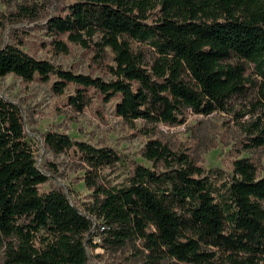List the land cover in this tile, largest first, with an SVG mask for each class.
Returning a JSON list of instances; mask_svg holds the SVG:
<instances>
[{"label": "trees", "instance_id": "trees-1", "mask_svg": "<svg viewBox=\"0 0 264 264\" xmlns=\"http://www.w3.org/2000/svg\"><path fill=\"white\" fill-rule=\"evenodd\" d=\"M46 27L61 53L68 52L63 36L81 48L92 44L99 60L108 50L112 79L74 75L16 46L0 49V79L53 78L57 95L74 86L67 103L78 111L92 89L104 102L118 99L114 114L123 121L166 126L182 124L188 113L232 112L229 102L251 91L255 102L233 117L244 135L242 151L264 146V0H73ZM130 41L153 49L148 68ZM44 143L55 155L79 154L91 201L80 210L60 190L39 193L48 178L24 140L18 108L0 98L2 264H90L88 248L129 243L141 264H264V178L250 158L233 160L224 178L149 140L141 156L151 169L134 165L125 186L107 187L96 183L97 172L120 161L115 151L58 134Z\"/></svg>", "mask_w": 264, "mask_h": 264}, {"label": "rangeland", "instance_id": "rangeland-1", "mask_svg": "<svg viewBox=\"0 0 264 264\" xmlns=\"http://www.w3.org/2000/svg\"><path fill=\"white\" fill-rule=\"evenodd\" d=\"M73 0H0V49L16 46L22 52L37 60H45L56 68L109 81L112 76L107 66L114 67L112 55L105 50L101 60L90 48H81L68 43L65 36L58 37L68 48L61 53L53 46V38L46 27L51 18L63 16ZM97 42V39H94ZM134 54L148 68L156 54L148 44L130 41ZM54 82L42 84L37 80L23 83L13 75L0 79V98L14 104L21 117L24 140L31 148L36 167L45 174L48 181L39 186V193L52 190L62 191L69 202L82 210V205L91 201V191L84 183L89 170L79 154L65 150L59 155L52 153L45 145L46 135H65L72 142L87 144L93 148H109L120 156L113 166L97 172L96 183L107 187H121L134 165L151 169V164L141 156V150L149 140H158L176 154L185 153L206 170L218 169L221 175L231 176V162L236 158H250L256 162L260 178H264V146L252 152L241 150L244 135L233 117V112L255 102L251 91L241 98H233L228 107L232 112H215L208 116L188 113L185 121L176 126L148 124L138 119L125 122L115 116L117 100L104 102L99 93L89 90L83 108L78 111L67 103L68 96H74L76 88L68 86L63 94L57 95L51 89ZM247 117L243 118V123ZM140 249L139 244H135ZM95 252L97 264H141L142 256L135 252L131 243L119 250ZM94 254V251L92 252ZM3 253L0 251V264Z\"/></svg>", "mask_w": 264, "mask_h": 264}, {"label": "built area", "instance_id": "built-area-1", "mask_svg": "<svg viewBox=\"0 0 264 264\" xmlns=\"http://www.w3.org/2000/svg\"><path fill=\"white\" fill-rule=\"evenodd\" d=\"M93 228H94V226H93ZM92 228V229H93ZM101 230H103V228L101 227L100 228ZM100 243V239H99V237H97V236H93L92 237V244H94V245H96V244H99ZM99 249H101L100 247H96V248H88L87 249V255H88V258H89V262H90V264H97L96 263V261H94L95 259L94 258H96V253L97 252H95V251H97V250H99ZM103 250V249H102ZM101 250V251H102ZM94 251V254L92 253Z\"/></svg>", "mask_w": 264, "mask_h": 264}]
</instances>
